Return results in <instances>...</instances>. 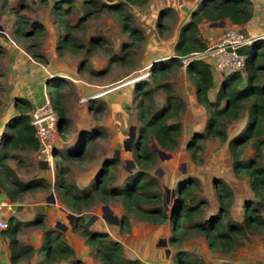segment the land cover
Instances as JSON below:
<instances>
[{
  "label": "rangeland",
  "instance_id": "rangeland-1",
  "mask_svg": "<svg viewBox=\"0 0 264 264\" xmlns=\"http://www.w3.org/2000/svg\"><path fill=\"white\" fill-rule=\"evenodd\" d=\"M56 1L58 2L0 0V118L8 119L11 116L12 105L19 99L12 98L11 87H20L18 82L26 78L22 75L23 69L26 73L30 71L25 62V59H28L39 69L42 89L38 98L41 102L54 97L57 83L67 84L64 96L67 115L71 121L67 133L61 135L57 131L53 149L47 156H39L38 152L28 148L10 153L8 165L13 170V179L22 184L40 181L50 185L46 191L27 194L22 201L29 204H47L48 197L52 194L57 200L56 204L51 205L54 208L53 214L43 216L42 226L30 227L27 226L29 222L24 223L23 244L33 251L21 264H44V254L41 255L40 252L44 243L49 240L45 237L47 235L53 238L61 237L64 245L74 251L71 257L57 253L52 264H77L78 261L82 264H102L95 258L93 248L87 240L73 231L68 215L72 213L77 217L78 214L62 196L61 191L56 189V185L62 177L63 168H67V184L79 194L94 182L103 162L113 158L120 159L115 172V185L122 186L128 176L137 172L132 146L138 140L140 127L138 89L154 90L158 82L163 80L161 77L153 78V71L157 65L163 66L168 59L176 56V42L192 11L198 7L201 0H149L144 6L127 4L126 17L130 19L132 27L143 31L146 40L136 44L126 65L112 62V59L122 57L124 49L134 41L131 34L124 29L123 18L103 7L105 4H123L125 0H93L98 4L96 12H92V0L88 3L86 0H72L71 6L63 4L61 7L70 11V14H67L69 30L79 46L69 47L63 53H59L57 47L67 32L63 25L57 24L59 4L62 1ZM167 8L173 9L174 12L167 17L168 30L160 34L157 22L162 10ZM39 25L45 29V35L38 33L39 30L35 26ZM207 27V24L202 25L204 32ZM185 67L187 66L170 74V79L182 99L183 95L194 91L197 82L196 71L189 74ZM49 87L50 95L47 93ZM216 92L217 88H214L212 98H215ZM154 99L160 103L157 105L159 107L165 104L166 96L164 92L155 90ZM148 104L151 105L150 101ZM180 121L183 124V134L179 139L178 149L165 152L170 158L160 160L152 172L159 179V189L164 195L165 207L171 209L177 197V185L193 178L200 184L195 196L197 200L207 203L204 215L205 218H211L220 208L215 183L222 180L234 194L230 218L240 221L244 205L255 201V198L249 182L237 178L233 172L228 143L208 141L199 154L200 159L194 162L187 145L196 133L204 132L208 121L207 114L199 106L190 110L186 108ZM247 122L245 117L230 126L229 137L233 138L243 130ZM132 135L136 137L130 142ZM2 136L0 134V140ZM86 140V152L80 160L56 156L57 153L66 155L79 151ZM252 156L253 149H248L247 157ZM105 206L109 207V211L104 209ZM85 210L83 217L86 224L94 216H99L88 227L90 231L108 233L112 239L121 242L126 259H138L145 264L143 258L147 256L148 247L142 239L152 236L151 227L147 226L149 223L138 221L132 216L130 233H126L127 227L123 231L120 222L125 211L118 200L103 203L96 199L93 207ZM74 221L75 219L72 223ZM59 223L66 225L67 229H59ZM163 225L171 261L178 251H183L191 258L200 259L203 264H217L220 263V255L228 256L246 248L257 249V246L264 245V232L250 233L244 245L230 254L213 251L208 241L201 236L190 235L182 244L173 245L170 243L173 236L172 225ZM134 228L137 230L135 235ZM68 235H73L72 239ZM133 239L139 241L133 244Z\"/></svg>",
  "mask_w": 264,
  "mask_h": 264
},
{
  "label": "trees",
  "instance_id": "trees-1",
  "mask_svg": "<svg viewBox=\"0 0 264 264\" xmlns=\"http://www.w3.org/2000/svg\"><path fill=\"white\" fill-rule=\"evenodd\" d=\"M59 1L62 3L59 4L60 8L58 6L57 24L63 25L67 32L57 47L59 53H63L69 47L78 48L79 46L69 30L67 14H70V11L61 7L63 4L71 6L72 0ZM88 1L86 0V3ZM54 2L58 1L54 0ZM90 2L93 5L92 12H96L97 2L93 0ZM124 2L123 4H105L103 7L123 18L124 29L131 34L134 41L132 45L124 49L122 57L112 59V62L117 61L126 65L136 44L146 40L143 31L132 27L130 19L126 17V5L136 3L144 6L149 0H125ZM173 12L174 10L169 8L162 10L157 22V30L160 34L168 30L167 17ZM252 18L251 0H201L198 7L192 11L189 21L176 42V56L168 59L163 66L157 65L153 71V78L161 77L163 80L158 82L154 90L153 88L138 89L140 127H138V140L132 146L137 172L128 176L122 186L115 185V172L120 164L119 158L105 160L94 182L79 194L67 184L65 178L67 168H63L62 177L56 189L61 191L62 196L78 214L74 218L72 229L87 240L93 248L95 258L102 264L143 263L138 259H126L121 242L112 239L108 233L92 232L88 229L83 215L85 209L93 207L96 199L103 203L118 200L122 204L125 214L121 218L120 225L123 231L127 227L126 233H130L132 216H135L138 221L152 225L170 223L173 228L170 243L173 245L182 244L190 235L201 236L208 241L213 251L230 254L244 245L250 233L264 232V40L256 41L251 45L246 56L244 71L222 79L213 99L210 97V92L215 88L212 67L203 61L192 62L185 67L189 74L196 71L197 102L208 117L204 132L196 133L191 138L187 150L192 161L197 162L200 159V152L208 141L218 140L228 143L233 172L237 178L246 179L249 182L255 198V201H249L244 205L242 219L236 221L230 218L234 194L224 181L217 180L215 183L220 204L218 212L211 218H205L207 203L197 200L195 196L200 186L199 181L188 178L177 185V197L170 209L164 205V195L159 189V179L152 174L161 160L159 151L167 153L176 151L183 134L180 118L186 111L187 105L175 89L170 74L183 69L182 58L192 53L204 52L211 46V42L203 36L202 25L223 22L225 25L228 23L240 26L246 32L244 27ZM35 28L39 30L38 33L46 34L43 33L45 29L42 26H35ZM56 86L55 95L51 97L50 102L59 117L58 131L64 135L71 127L64 96L67 84L57 83ZM155 90L164 92L166 96L164 105L157 107L160 103L154 99ZM149 101L151 105L148 104ZM14 105L18 115L8 122L0 140V187L12 202H20L27 194L46 191L50 185L40 181L22 184L12 178L13 170L8 165L10 153L27 148L35 152L40 150V143L36 137V130L31 125L29 114L35 106L23 98L17 99ZM245 117L248 122L244 129L230 138L228 134L230 126ZM87 141L79 151L66 155L57 153L56 156L62 159L68 157L80 160L86 152ZM248 149H253V156L250 158L247 157ZM43 216L38 215L27 226H42ZM23 231L21 223L11 218L5 235L10 239L13 264H21L33 251L32 248L21 243L20 235ZM45 237L49 240L44 243L40 252L41 255L44 254V264H52L57 253L65 257H71L74 254L72 249L64 245L61 237L53 238L49 235ZM175 263L203 264L200 259L191 258L183 251L177 252L173 258V264ZM77 264L82 263L78 261Z\"/></svg>",
  "mask_w": 264,
  "mask_h": 264
},
{
  "label": "crops",
  "instance_id": "crops-1",
  "mask_svg": "<svg viewBox=\"0 0 264 264\" xmlns=\"http://www.w3.org/2000/svg\"><path fill=\"white\" fill-rule=\"evenodd\" d=\"M253 3V18L251 21L244 27V30L251 36H259L264 35V0H251ZM194 11V10H193ZM207 29L204 32L201 26V31L203 36L211 42V45L214 44L222 33L227 29L228 26L237 27L242 29L240 26H233L230 24H224V26H212L211 24H207ZM229 28V27H228ZM25 59V58H23ZM25 62L29 66V73H26L23 69V78L20 82V87L17 85L15 87H11V96L15 100L17 98H23L31 102L35 108L40 105L41 100H39V91L42 89L41 87V77L39 74V69L34 67V64L25 59ZM215 78V88L220 87L221 78L214 73ZM14 85V84H13ZM214 90V89H213ZM114 92V91H113ZM112 93V92H111ZM113 96H118V94H113ZM112 97V95H111ZM210 97L212 98V91L210 92ZM183 99L187 104V109H196L202 108L196 98V85H194V91L187 95H183ZM213 99V98H212ZM34 108V109H35ZM33 109V110H34ZM32 110V112H33ZM205 112V110L202 108ZM31 112V113H32ZM17 116V111L15 109V105H12L11 116L6 119V117L0 118V134L4 135L8 122ZM139 116V114H138ZM1 180V176H0ZM0 200H9L7 194L0 187ZM12 202V201H11ZM15 203V214L12 218L19 221L21 226L24 228V223L30 222L37 215H46L53 214L54 208L51 207L52 204L45 203H36L29 204L24 203V201L13 202ZM150 236L148 239H142V242L146 243L148 247L147 256H144L143 261L145 264H173L171 261V256L168 253L167 246L164 245L166 233H163L164 225H159L158 227L150 226ZM137 230L134 228L133 234L135 235ZM73 234V233H72ZM70 239H72L73 235H68ZM128 236V235H127ZM133 236V235H132ZM25 237V229L23 233L20 235V241L23 244ZM129 237V236H128ZM131 237V235H130ZM134 238V237H133ZM133 244L138 242L139 240L133 239ZM140 243H137V245ZM24 245V244H23ZM220 263L217 264H264V245L257 246V249L246 248L243 251L236 252L234 254L228 256H221L219 259ZM0 264H13L11 261V247H10V239L5 235V231L0 230Z\"/></svg>",
  "mask_w": 264,
  "mask_h": 264
},
{
  "label": "built area",
  "instance_id": "built-area-1",
  "mask_svg": "<svg viewBox=\"0 0 264 264\" xmlns=\"http://www.w3.org/2000/svg\"><path fill=\"white\" fill-rule=\"evenodd\" d=\"M264 40V35L251 36L237 27H229L222 36L204 52L192 53L181 59L184 66L195 61L209 64L213 72L221 80L237 73H242L245 68L246 56L239 55L236 49L250 46ZM231 47L232 52L227 49ZM31 125L36 130V137L40 143L39 156H47L53 149L54 140L58 131L59 117L50 100H45L30 114ZM15 214V203L9 200H0V230H7L9 221Z\"/></svg>",
  "mask_w": 264,
  "mask_h": 264
},
{
  "label": "water",
  "instance_id": "water-1",
  "mask_svg": "<svg viewBox=\"0 0 264 264\" xmlns=\"http://www.w3.org/2000/svg\"><path fill=\"white\" fill-rule=\"evenodd\" d=\"M211 25H212V26H224V23L221 22V23H219V24H211ZM227 50H228L229 52H232V51H233V49H232L231 47H229ZM249 51H250V46H248V45L236 49V52H237L239 55H242V56H247L248 53H249ZM40 105H41V103H40ZM40 105H38V107H39ZM135 137H136V135H132V137H131V139H130V142H133V140L135 139ZM159 154H160V156H161V160H164V159H168V158H170V155H167V154H166L165 152H163V151H159ZM47 201H48L49 204H56V203H57V200H56V197H55L54 194L50 195V197H48V200H47ZM104 209L109 211V207H108V206H105ZM62 210H64V209H62ZM75 217H76V216H75L74 214H72V213H70V214L68 215V219L70 220V223H71V224H72V221L74 220ZM98 217H99V216H94L93 219H92L89 223H87V227H89L90 224H91L94 220H96ZM58 228L61 229L62 231H65V230L67 229V226L64 225V224L59 223V224H58ZM164 245L167 246L166 241L164 242ZM168 253H169V250H168Z\"/></svg>",
  "mask_w": 264,
  "mask_h": 264
}]
</instances>
